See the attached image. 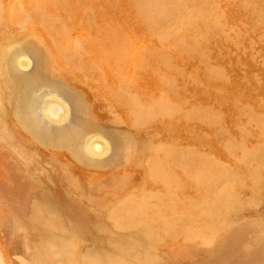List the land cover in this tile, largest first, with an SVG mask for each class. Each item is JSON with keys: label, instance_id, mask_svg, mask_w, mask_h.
<instances>
[{"label": "rangeland", "instance_id": "obj_1", "mask_svg": "<svg viewBox=\"0 0 264 264\" xmlns=\"http://www.w3.org/2000/svg\"><path fill=\"white\" fill-rule=\"evenodd\" d=\"M148 1L0 0V44L19 35L29 62L0 75L6 264H264V0ZM36 93L68 105L57 133L116 139L117 163L85 168L33 141L17 116L42 121ZM189 132L212 143L187 146Z\"/></svg>", "mask_w": 264, "mask_h": 264}, {"label": "bare ground", "instance_id": "obj_2", "mask_svg": "<svg viewBox=\"0 0 264 264\" xmlns=\"http://www.w3.org/2000/svg\"><path fill=\"white\" fill-rule=\"evenodd\" d=\"M62 1V0H61ZM146 1V0H145ZM150 1V0H149ZM148 1V2H149ZM163 1V0H162ZM172 1V0H171ZM152 2V1H151ZM157 2V1H156ZM164 2V1H163ZM168 2V1H167ZM166 2V3H167ZM142 3V2H141ZM147 3V2H146ZM145 3V4H146ZM155 3V1L151 4L150 2H149V5H150V7H152V5ZM176 3V2H175ZM10 4V3H9ZM158 7V9L154 6V7H152L151 8V10L152 9H157V10H161V8L159 9V5H160V3H159V5H158V2L157 3H155ZM154 4V5H155ZM164 4V3H163ZM165 5V4H164ZM148 6V5H147ZM147 6H144L146 9H144V8H142V9H144V12L146 11V10H148V13L147 14H149V8H147ZM169 6H170V4H169ZM172 6V5H171ZM149 7V6H148ZM161 7V6H160ZM165 7H167V6H165ZM162 8H163V6H162ZM140 9H141V7H140ZM141 9V10H142ZM171 9V8H170ZM169 9V10H170ZM153 10V11H154ZM156 10V11H157ZM164 10H166V9H164L163 8V10L162 11H164ZM36 11V10H35ZM154 11L153 13H154V15H152V20H153V18H154V16L155 15H160V13H161V11H160V13H158L159 11ZM164 12H166V11H164ZM33 14H35V13H33ZM142 14H143V12H142ZM150 14H152V13H150ZM162 14H164V13H162ZM166 14V13H165ZM24 15H26V14H24ZM48 15V14H47ZM167 16H168V13L166 14ZM165 15V16H166ZM169 15H170V13H169ZM56 16V15H55ZM59 16V15H58ZM163 16V19H165L164 18V15H162ZM26 17V16H25ZM150 17H151V15H150ZM171 18V17H170ZM169 18V19H170ZM144 19V18H143ZM151 19V18H150ZM155 19L157 20V18L155 17ZM162 19V20H163ZM168 19V18H167ZM172 20V19H171ZM154 21V20H153ZM164 21V20H163ZM0 22H1V20H0ZM167 22V21H166ZM170 22V21H169ZM175 22V21H174ZM178 22V21H177ZM148 23V22H147ZM156 23H158V22H156ZM20 24V23H19ZM164 24V23H163ZM13 25V24H12ZM22 25V24H21ZM20 25V26H21ZM159 25V24H158ZM160 26H162V25H160ZM168 27V26H167ZM160 28H163V27H160ZM166 28V27H165ZM155 29V28H154ZM169 31V30H168ZM160 33V32H159ZM165 35V34H164ZM19 35H15V36H11L12 38H10L9 39V42L7 43L6 42V38L4 39V40H2V42H1V44H0V75H1V78L2 79H4V75L6 74V77L8 76L9 78H11L12 80H14L16 77H17V75H16V72H17V70H22V68H25V67H28L27 65L29 64V62H28V60H27V57L25 58L24 56L25 55H23V54H21V52H19L18 50L20 49V48H15L14 46H16V45H18V39H20V37H18ZM19 44H21V43H19ZM14 47V48H13ZM23 48V47H22ZM22 48H21V50H22ZM57 52V51H56ZM59 52H60V50H59ZM62 53V52H61ZM73 53V52H72ZM65 54V53H64ZM60 55V54H59ZM59 55H57V56H59ZM50 56V55H49ZM54 57V56H53ZM56 57V56H55ZM55 57H54V60H55ZM71 57V56H70ZM73 57V56H72ZM60 58V57H59ZM78 58V57H77ZM69 59V58H68ZM72 59V58H71ZM89 60V59H88ZM59 61V60H58ZM67 62H69V61H67ZM78 62V61H77ZM76 62V63H77ZM73 64V63H72ZM79 64V63H78ZM88 64V63H87ZM56 65H57V63L55 64L54 63V61L53 60H50V67L52 68V69H54V70H56L57 69V67H56ZM63 65V64H62ZM69 65V64H68ZM92 65H93V63H92ZM59 66V65H58ZM80 66V65H79ZM82 67H83V65H81ZM88 66V65H87ZM91 66V65H90ZM81 67V68H82ZM86 67V65L83 67V68H85ZM89 67V66H88ZM91 67H94V66H91ZM61 68V67H60ZM66 68V67H65ZM73 68V67H72ZM74 69V68H73ZM93 69V68H92ZM24 70V69H23ZM26 70V69H25ZM80 70V69H79ZM83 70V69H82ZM85 70H87V69H84V71ZM96 70H98V69H96ZM36 71V70H35ZM83 71V72H84ZM100 71V70H99ZM90 72V71H89ZM92 72V71H91ZM37 73V72H36ZM62 73V72H61ZM97 73V72H96ZM101 73V72H100ZM62 74H65L69 79H71V80H74V81H76V82H79V81H77L78 79H76L75 78V76L74 75H72V73L71 72H69V70H68V72H64V73H62ZM101 75V74H100ZM99 75V76H100ZM91 76V75H90ZM106 76V75H105ZM190 77H191V79H195V76H193V75H189ZM106 77H108V75L106 76ZM14 78V79H13ZM90 78V77H89ZM96 78V77H95ZM105 78V77H104ZM85 80V79H84ZM89 80V79H88ZM97 80H99V78L97 79ZM25 81H27V80H25ZM18 82H19V80H18ZM84 83H86L87 84V86H89V91H90V93L92 94V96L94 97V98H96L98 95H99V93H98V91L100 92V90H95L94 88H92L89 84H88V82H86V80H85V82ZM103 83V82H102ZM104 84V83H103ZM18 85V84H17ZM20 87V86H19ZM114 87V86H113ZM23 88V87H22ZM117 88V87H116ZM168 90H170V88L168 89ZM106 91V90H105ZM48 92V91H47ZM112 92V91H111ZM20 93H21V91H20ZM24 93V92H23ZM101 94V93H100ZM109 94V93H108ZM23 95V94H22ZM41 96V95H40ZM57 96V95H56ZM21 98H22V96H20ZM23 97H24V95H23ZM34 97H36V100L37 101H39L40 100V102H41V104H40V107H38V108H40L41 109V113L42 114H40V115H42V121L40 120V122H38V120H36V118L35 117H33L32 115H31V111L33 110H31V111H29V110H27V109H23V110H25V112L22 114L21 112L23 111V110H21L20 108V113H19V115L17 116V120H18V123H19V125L20 126H23L22 128H24L26 131H27V133L29 134V136L30 137H32V139H36V140H38V141H41L40 143L41 144H44L45 146H51V145H48V144H50V142H53V143H55L56 144V148L57 149H64V150H67V151H69L70 149L74 152V157H75V160H76V162H78L79 164H83L84 162H86V164H89V165H94V166H97V165H95V163L96 164H98V159L101 157V156H103L104 155V153L108 150L107 149V144H105L103 141V138H101V136H100V134L98 135V134H96V135H92V136H90V137H88V138H85V139H80V135H77V134H74V133H72V134H70V132L69 131H63L62 130V132H60V134H59V131H58V133L56 132L57 130L55 129V131H54V129H53V127H55V125L57 124V123H60L61 121H63L64 119H66V117H65V115L67 116V114H65L64 112H68V105L66 106V104H65V106H64V103H66V102H63L62 101V99H58L59 98V96L58 97H53V95L51 96V94L49 93H47V94H45V95H43L42 97H40V99H39V97H38V95H37V93H36V96H34ZM27 98V97H26ZM54 98H55V100H54ZM56 98L59 100H57L56 101ZM113 98H115V96H113ZM112 98V99H113ZM23 99H25V98H23ZM79 99V98H78ZM119 99H121V97L119 98ZM150 99H152V98H150ZM160 100H158V99H156V100H154V101H164V102H166L167 100H171V99H169L166 95H164V96H162V97H160L159 98ZM17 100V99H16ZM18 101H19V99H18ZM60 101H62V102H60ZM119 101H121V100H118V102ZM172 101V100H171ZM117 101L115 102V106L116 107H118L120 110H121V112H122V116L124 117V119H127V120H129L131 123H133V121H134V118H133V111H131V109H130V107H129V105H128V103H125L123 100L121 101V102H119L118 103ZM151 102H153V101H151ZM20 103V102H19ZM220 103V102H219ZM64 107H63V106ZM210 105V104H209ZM1 106V105H0ZM23 106V105H22ZM33 107V106H32ZM170 107V106H169ZM64 108L66 109V110H64ZM155 109V108H154ZM211 109V108H210ZM39 111V110H38ZM80 111V110H79ZM202 111V110H201ZM93 112V111H92ZM200 112V111H199ZM39 113H40V111H39ZM38 113V114H39ZM196 113V112H195ZM202 113V112H201ZM200 113V114H201ZM206 113V112H205ZM32 114H34V113H32ZM39 115V116H40ZM196 115V114H195ZM202 115H204V114H201V116ZM207 115V114H206ZM93 116V115H92ZM205 116V115H204ZM199 117H200V115H199ZM97 118V117H96ZM162 123H163V125L164 126H167L169 129H171V130H173V132H177V131H179V129H176L175 128V126H173V124L175 123V121L174 120H162L161 121ZM134 124H135V121H134ZM59 125V124H58ZM63 127V126H62ZM61 131V130H60ZM47 137L46 139L45 138H42V137ZM190 139H189V142L190 143H188L189 145H187V146H191V145H198V146H200V147H205V145L203 144V142L204 141H206L207 143H210L212 140H211V138H205L204 136H200L199 134H193L192 133V135L190 134V132H189V136H188ZM212 143V142H211ZM74 144H75V146H80V148H81V150L82 151H76L77 150V148H74ZM173 144V143H172ZM132 145H135L134 143L132 144ZM129 147H130V144H129ZM209 148L211 147V146H208ZM123 148H125V143H124V146H123ZM187 148H189V147H187ZM76 149V150H75ZM203 149V148H202ZM204 151H206L205 149H203ZM126 151H129V150H126ZM125 151V152H126ZM71 153V152H70ZM82 153V156L80 155ZM127 153V152H126ZM172 155H173V153H172ZM177 155H173L172 157H176ZM178 156H179V154H178ZM180 156H181V153H180ZM186 156V155H185ZM179 158V157H178ZM182 158H184V157H182ZM100 160V159H99ZM183 161V160H182ZM183 163H184V161H183ZM122 212V211H121ZM125 215V214H124ZM18 244V243H17ZM4 246V245H3ZM20 246V245H19ZM15 247V246H14ZM20 248V247H19ZM14 250V249H13ZM20 251V250H19ZM21 252V251H20ZM19 252V253H20ZM16 253V252H15ZM13 255H14V253H13ZM0 264H6V262H5V260H4V256H3V254L0 252Z\"/></svg>", "mask_w": 264, "mask_h": 264}, {"label": "crops", "instance_id": "obj_3", "mask_svg": "<svg viewBox=\"0 0 264 264\" xmlns=\"http://www.w3.org/2000/svg\"><path fill=\"white\" fill-rule=\"evenodd\" d=\"M101 91V94L103 93H105L103 90H100ZM112 91V92H111ZM118 90H108L107 91V94L111 97V98H113V96H115V98H113V101L114 102H118V100H123L125 103H128V101L125 99V98H122L121 96H120V94L117 92ZM121 97V99H119ZM121 101H119V102H121ZM118 102V103H119ZM129 105V104H128ZM129 107H130V105H129ZM130 109H131V111L133 110L132 109V107H130ZM88 125H91V124H88ZM95 125V124H94ZM97 126V125H96ZM98 128H99V131L97 132V134H100V136H101V138H103L104 140H106V141H108L109 143H110V149L108 150V151H106L105 153H104V155L103 156H101L97 161H98V164H96L95 163V165H97V166H94V165H87L86 164V162H84L83 164H81V165H83V166H85V168H98V169H101V168H106V167H110V165H114L115 163H117V161L116 160H114V158H115V156H113V157H111V154L113 153V146L115 145V143L117 144V140L116 139H113V140H111L110 139V137L105 133V131L101 128V127H99L98 126ZM42 138H47V137H42ZM33 141H35L36 143H38L39 145H41V146H43V147H48V148H52V149H57L56 148V144L55 143H53V142H50V144H48V145H51V146H45L44 144H41L40 142L41 141H38V140H34L33 139ZM115 143H114V142ZM123 146H124V143H125V148H123V150L125 149V151L126 150H130V148L131 147H134L135 145H132L133 143L135 144V142L130 138V137H126V136H124V140H123ZM129 144H130V147H129ZM118 145H120L119 146V148L122 146L121 145V143H120V141L118 140ZM118 147H116V149H117ZM144 148V147H143ZM147 149V148H146ZM67 151V150H66ZM68 152V154L74 159V161L76 162V160H75V157H74V152L70 149L69 151H67ZM71 152V153H70ZM126 152H129V151H126ZM126 159L128 158L127 157V153H126V157H125ZM78 163V162H77ZM157 196V198H159V199H163V197H162V194L160 195V194H157L156 195ZM0 252L3 254V252L0 250Z\"/></svg>", "mask_w": 264, "mask_h": 264}]
</instances>
